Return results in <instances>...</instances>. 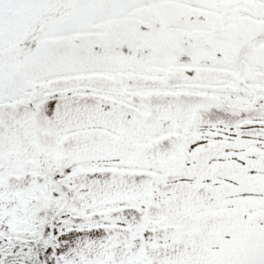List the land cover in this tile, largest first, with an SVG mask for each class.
Segmentation results:
<instances>
[{
	"label": "snow or ice",
	"instance_id": "obj_1",
	"mask_svg": "<svg viewBox=\"0 0 264 264\" xmlns=\"http://www.w3.org/2000/svg\"><path fill=\"white\" fill-rule=\"evenodd\" d=\"M0 264H264V0H0Z\"/></svg>",
	"mask_w": 264,
	"mask_h": 264
}]
</instances>
